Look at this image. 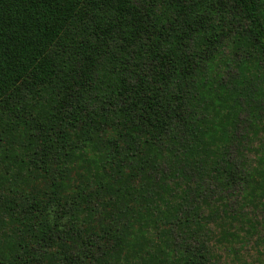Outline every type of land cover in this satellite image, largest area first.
Wrapping results in <instances>:
<instances>
[{
  "label": "trees",
  "instance_id": "16d2710c",
  "mask_svg": "<svg viewBox=\"0 0 264 264\" xmlns=\"http://www.w3.org/2000/svg\"><path fill=\"white\" fill-rule=\"evenodd\" d=\"M243 119L264 0H0V264H219L213 186L264 198Z\"/></svg>",
  "mask_w": 264,
  "mask_h": 264
},
{
  "label": "rangeland",
  "instance_id": "374dc122",
  "mask_svg": "<svg viewBox=\"0 0 264 264\" xmlns=\"http://www.w3.org/2000/svg\"><path fill=\"white\" fill-rule=\"evenodd\" d=\"M262 147L264 132L258 137L254 136L252 127L243 119L230 146L228 157L235 160L241 169L252 171V168L260 167L258 161L262 154L258 151ZM243 183V180H239L238 184L229 188L215 185L212 188V203L230 214L227 224L229 236L221 237V222L216 220L206 229L214 257L219 264H264V198L257 197L254 202L246 201L241 188ZM226 220L228 218L224 219Z\"/></svg>",
  "mask_w": 264,
  "mask_h": 264
}]
</instances>
